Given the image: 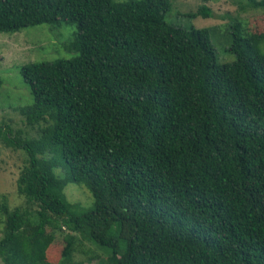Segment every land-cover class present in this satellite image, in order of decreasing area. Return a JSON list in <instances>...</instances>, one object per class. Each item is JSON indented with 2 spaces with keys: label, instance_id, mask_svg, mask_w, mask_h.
<instances>
[{
  "label": "trees",
  "instance_id": "16d2710c",
  "mask_svg": "<svg viewBox=\"0 0 264 264\" xmlns=\"http://www.w3.org/2000/svg\"><path fill=\"white\" fill-rule=\"evenodd\" d=\"M172 4L0 0V32L78 28L76 56L21 67L32 102L20 110L39 135L0 123V143L27 154L26 206L0 194L4 264H91L74 258L70 233L48 256L44 237L63 226L106 249V264H264V29L235 20L237 59L219 63L211 27L169 21ZM69 183L91 193L90 208L68 198Z\"/></svg>",
  "mask_w": 264,
  "mask_h": 264
},
{
  "label": "rangeland",
  "instance_id": "374dc122",
  "mask_svg": "<svg viewBox=\"0 0 264 264\" xmlns=\"http://www.w3.org/2000/svg\"><path fill=\"white\" fill-rule=\"evenodd\" d=\"M202 4L212 9V16L192 17L186 13L196 11ZM167 18L169 21L189 28L211 27V42L219 63H230L237 59L229 50L233 43L231 24L238 18L246 22L251 31L264 29V8H252L247 0H173ZM254 29V30H253ZM78 28L73 23L51 25L41 23L25 27L14 33L0 32V123H9L25 136L39 135L40 125L27 124L20 107L32 102L29 85L24 81L21 67L25 62L42 59L71 58L78 54L70 43ZM264 51V42L261 44ZM27 159L21 148H12L0 143V194L7 197L9 208L26 206V199L17 190V179L22 165ZM65 191L71 201H76L82 209L92 206L91 193L79 183H69ZM0 203L2 199L0 198ZM6 214L0 209V238L3 235ZM77 237L73 256L91 264H106L109 252L90 240L80 231L63 226L56 237L46 235L49 257L58 258L65 245V234ZM0 264H4L0 256Z\"/></svg>",
  "mask_w": 264,
  "mask_h": 264
}]
</instances>
